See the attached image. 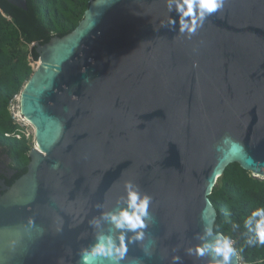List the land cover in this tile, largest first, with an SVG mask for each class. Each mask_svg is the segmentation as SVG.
<instances>
[{"label":"water","instance_id":"obj_1","mask_svg":"<svg viewBox=\"0 0 264 264\" xmlns=\"http://www.w3.org/2000/svg\"><path fill=\"white\" fill-rule=\"evenodd\" d=\"M170 15L166 0H90L72 31L33 44L19 103L35 146L25 173L0 177V264H114L88 249L115 230L90 221L124 206L127 180L151 219L120 264H210L187 250L219 233L217 179L231 163L264 179V0H225L190 38Z\"/></svg>","mask_w":264,"mask_h":264},{"label":"trees","instance_id":"obj_2","mask_svg":"<svg viewBox=\"0 0 264 264\" xmlns=\"http://www.w3.org/2000/svg\"><path fill=\"white\" fill-rule=\"evenodd\" d=\"M89 1L27 0V9H23L0 0V152L10 158L9 166L14 171L6 179L7 185L27 171L28 152L33 147L25 138L5 136L17 128L8 110L9 101L31 76V63L39 59L33 44H44L53 36L72 31ZM209 198L217 212L214 230L235 241L240 264H264V245H248L250 234L244 227L251 212L264 207V179L252 176L238 163H231L217 179Z\"/></svg>","mask_w":264,"mask_h":264},{"label":"clouds","instance_id":"obj_3","mask_svg":"<svg viewBox=\"0 0 264 264\" xmlns=\"http://www.w3.org/2000/svg\"><path fill=\"white\" fill-rule=\"evenodd\" d=\"M225 0H166L169 13L175 11L176 18L170 15L169 25L177 26L180 34H186L189 38L202 28L205 20L223 9ZM124 206L117 210L102 212L99 219L93 218L90 223L94 228L100 226L101 220L108 222L115 235L98 232L88 251L110 258L114 264H120L127 252L128 245L143 242L145 229L150 221L149 206L152 197L142 193L139 186L132 180L124 183V194L120 197ZM31 222V221H30ZM234 228L239 227L233 225ZM244 227L250 235L246 243L248 245H264V207L255 208L244 220ZM204 236L212 234L211 223H205ZM202 243L194 248H189L188 253L200 257L207 255L210 264H232L236 255L235 241L223 233H218L214 239L207 240L201 237ZM15 241H10L14 246ZM174 262L180 261L179 256L173 257Z\"/></svg>","mask_w":264,"mask_h":264},{"label":"built area","instance_id":"obj_4","mask_svg":"<svg viewBox=\"0 0 264 264\" xmlns=\"http://www.w3.org/2000/svg\"><path fill=\"white\" fill-rule=\"evenodd\" d=\"M36 64L37 62L31 63L34 68L36 67ZM19 100L20 92L14 94L9 101L8 110L13 122L17 125V128L14 132L5 133V136L16 139L25 138L26 140H30L33 146H35L34 128L27 118L21 113Z\"/></svg>","mask_w":264,"mask_h":264},{"label":"flooded vegetation","instance_id":"obj_5","mask_svg":"<svg viewBox=\"0 0 264 264\" xmlns=\"http://www.w3.org/2000/svg\"><path fill=\"white\" fill-rule=\"evenodd\" d=\"M10 158L4 153L0 152V177L5 178H11L14 171L9 166Z\"/></svg>","mask_w":264,"mask_h":264},{"label":"rangeland","instance_id":"obj_6","mask_svg":"<svg viewBox=\"0 0 264 264\" xmlns=\"http://www.w3.org/2000/svg\"><path fill=\"white\" fill-rule=\"evenodd\" d=\"M36 66V65H35Z\"/></svg>","mask_w":264,"mask_h":264}]
</instances>
